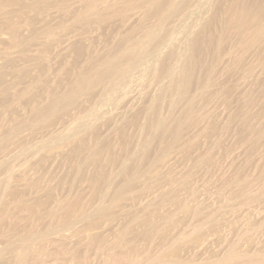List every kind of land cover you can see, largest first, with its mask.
<instances>
[{
    "label": "rangeland",
    "instance_id": "1",
    "mask_svg": "<svg viewBox=\"0 0 264 264\" xmlns=\"http://www.w3.org/2000/svg\"><path fill=\"white\" fill-rule=\"evenodd\" d=\"M0 264H264V0H0Z\"/></svg>",
    "mask_w": 264,
    "mask_h": 264
}]
</instances>
